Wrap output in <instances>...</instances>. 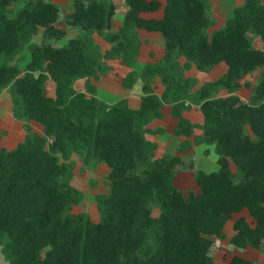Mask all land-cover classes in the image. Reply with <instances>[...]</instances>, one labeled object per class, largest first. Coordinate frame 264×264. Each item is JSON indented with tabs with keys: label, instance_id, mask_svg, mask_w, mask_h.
<instances>
[{
	"label": "trees",
	"instance_id": "16d2710c",
	"mask_svg": "<svg viewBox=\"0 0 264 264\" xmlns=\"http://www.w3.org/2000/svg\"><path fill=\"white\" fill-rule=\"evenodd\" d=\"M124 1L123 25L112 31V0H73L66 14L49 0H0V94L9 89L16 116L43 127L31 131L27 123L15 148L0 146V246L9 264H215L214 241L227 237L226 222L244 209L253 221L239 217L229 242L264 252V50L252 40H264L262 0H245L212 32L210 0H165L160 18L143 14L158 11L161 0ZM67 28L82 33L57 45ZM140 29L164 36V62L123 79L132 87L142 76L139 109L124 98L106 102L91 79L101 78L105 58L136 62ZM95 34L113 43L105 53ZM26 48L31 54L22 68L13 61ZM180 56L187 58L183 65ZM193 63L199 70L228 68L192 92L195 79L182 71ZM259 69L250 99L241 97V80ZM156 76L166 86L161 96L151 86ZM79 78L87 79V91L75 88ZM49 79L54 95L47 92ZM220 90L227 95H216ZM188 102L200 106L202 124L182 116ZM165 103L174 104L175 133L193 137L180 149L212 146L217 170L197 168L192 154L156 156L158 145L146 135L162 131L150 125ZM197 128L202 132L193 136ZM3 136L0 129V141ZM74 154L88 166L109 167L110 190L97 195L98 221L73 212L83 198L68 181ZM182 169L194 171L199 193L175 184Z\"/></svg>",
	"mask_w": 264,
	"mask_h": 264
},
{
	"label": "rangeland",
	"instance_id": "374dc122",
	"mask_svg": "<svg viewBox=\"0 0 264 264\" xmlns=\"http://www.w3.org/2000/svg\"><path fill=\"white\" fill-rule=\"evenodd\" d=\"M54 3H58L62 7L63 14L69 13L72 11L73 0H49ZM116 6V13L113 19L112 31H118L119 28L123 25L125 14L127 12L128 6L124 0H112ZM163 5L162 7L155 12H148L143 14L147 18H160L164 14V4L165 0H161ZM245 0H210L211 2V14L214 17V23L209 28V31L212 32L215 29H220L226 23V21L234 16V10L236 7L241 6ZM264 4V0H262ZM139 38L141 41L140 52L137 57V61L124 65L122 60L119 57L114 58H105L104 62L106 69L101 75V78L96 81L91 79L92 82L98 87V96L109 102L114 103L120 98L121 88L128 92L129 94H135L139 90L137 87H134L130 90L124 88L121 85V77H123L131 69H135L139 72L144 69L146 64L150 61L154 62H164L165 55L167 53L166 42L164 36L156 31L149 32L143 29L139 31ZM82 30L79 28H67V34L57 43V45L66 44L71 38H75L80 35ZM36 42H41L42 35L41 33L35 37ZM253 44L256 48L264 50V40L260 36L252 35ZM94 43L98 44L101 48L102 53L112 47L113 43L107 41L103 36L95 34L93 36ZM31 51L25 49L22 54L18 56L20 59H15L13 63H19V65L24 68L27 61L30 59ZM140 56V57H139ZM187 58L185 56H180L178 61L180 65H183ZM192 69L185 68L182 73L185 77L194 78L195 82L193 83L192 90H198L204 83L208 81H214L220 78L227 70L228 66L226 64H219L207 70H199L196 64L193 63ZM128 66V67H126ZM262 69L257 70L256 72L247 75L241 80V88L236 91L241 97L245 99H250L252 95L253 87L259 82ZM140 78V79H139ZM138 80L142 81L141 77H138ZM249 82L250 86H246L245 83ZM110 83V84H109ZM75 88L78 90L87 91L86 79L79 78L75 82ZM111 89V90H110ZM164 89L162 83L158 81L157 83V92H161ZM47 92L49 95L55 94V84L49 79L47 82ZM142 92V90L140 91ZM218 96H225L227 92L225 90H220L216 93ZM127 96V95H126ZM125 96V97H126ZM13 100L12 94L9 89L4 90L0 94V129L4 131V136L0 141V146L7 149H13L17 144L24 140L28 129L26 124L29 123L31 131L43 132V127L35 121H25L19 119L14 113L13 109ZM202 114V113H201ZM203 118V114H202ZM159 121V120H158ZM153 121L151 124H153ZM158 128V127H157ZM247 132L251 133L250 129H246ZM195 135L200 134L201 130L198 128L195 131ZM147 138L153 142L157 141V135L152 133H147ZM193 139V138H192ZM173 139L170 140L172 142ZM182 141V140H181ZM180 144H176L175 148L171 151H176L175 153H183L184 156L195 155L197 168H206L213 169L216 165L217 156L213 153V147L207 144H196L193 143L192 146L186 154L184 151L179 149ZM173 155V153L164 150L163 145H159L156 156L162 157L164 155ZM198 157L205 159L203 164H199ZM72 164V176L68 178L69 183L75 188L79 189L83 198L81 202L73 207L74 213H87L93 220L98 221L100 214L97 209V195L102 193H108L110 190L109 186V167L104 163H99L95 166H88L84 164L83 159L74 154L70 160ZM208 163V164H207ZM213 166H212V165ZM206 165V166H205ZM208 165V166H207ZM218 165L216 166V169ZM175 184L181 187L183 190L187 191L189 189L195 190L199 193V187L195 181L194 171L190 169H182L177 176ZM156 215L157 211L154 212ZM241 216L246 217V219L252 223L253 218L249 214L248 209L243 210L240 213L234 214L231 219H229L225 224V229L227 232V237L220 241L215 240L213 245V258L215 264H233V263H252V264H264V252L258 248L248 247L246 249L238 248L232 245L230 241V236H232L234 222ZM0 264H9V260L5 256L2 247L0 246Z\"/></svg>",
	"mask_w": 264,
	"mask_h": 264
},
{
	"label": "crops",
	"instance_id": "0c3cea01",
	"mask_svg": "<svg viewBox=\"0 0 264 264\" xmlns=\"http://www.w3.org/2000/svg\"><path fill=\"white\" fill-rule=\"evenodd\" d=\"M115 16V15H114ZM114 19V17H113ZM147 31V30H146ZM149 32H153V31H149ZM108 50V49H107ZM140 57V56H139ZM137 61V60H136ZM186 62V61H185ZM150 63H159L154 61H150ZM123 64V63H122ZM126 65V64H124ZM194 65H192L190 67V69H192ZM128 67V66H126ZM132 70H135V69H131L130 71ZM129 71V72H130ZM137 71V70H136ZM143 70H141L142 72ZM127 72L123 77H121V85L128 89L129 90V93H130V90L134 87H137L139 90H137L138 92H136L135 94H129L128 96V92H125L122 88H121V97L120 99H126L127 102H128V105L130 108L132 109H139L142 105V96L144 95V90H143V85H144V80L140 81L138 80V77H141V75H139L137 78H136V81H135V84L132 86V87H125L123 85V79L126 77V75L129 73ZM139 72V71H138ZM139 72V73H141ZM189 78V77H187ZM86 79V78H85ZM140 79V78H139ZM143 79V78H142ZM87 80V79H86ZM158 81H160L164 87V89H162L161 92H157V83ZM76 82V81H75ZM110 84V83H109ZM74 86H75V83H74ZM151 86L153 87V91L158 94V95H162L164 93V91L166 90V86L165 84L161 81V78L156 76L155 77V80L151 83ZM98 89V87H97ZM78 90V89H77ZM111 90V89H110ZM142 90V92H140ZM81 91H85V90H81ZM196 90H192V92H195ZM98 92V91H97ZM127 95V96H126ZM126 96V97H125ZM107 102V101H106ZM189 103V102H188ZM187 103V104H188ZM173 107H174V104L173 103H165L163 105V107L161 108V111H162V117L161 118H158V119H155L154 123L151 124V128L154 129V130H158V129H162V131H157V132H153L152 134H155L157 135V141H155L159 147V145H163L164 146V150H167L171 153H173V155H183V153H175L174 151H171L173 149H176L175 146L176 144H180L181 142H183L185 139H192L193 137H190V138H187V137H184V136H180V135H177L175 133V129L177 127V124L179 122V119L174 115L173 113ZM202 111L200 110V106L199 105H196V104H193V103H189V106L186 107L183 111H182V116L189 119L192 123L194 124H202L204 122V115H203V118H202ZM159 120V121H158ZM158 127V128H157ZM198 129V128H197ZM196 129V130H197ZM200 129V128H199ZM195 130V131H196ZM201 130V129H200ZM202 132V130H201ZM196 133L194 132L193 136L195 135ZM173 139L172 142H170V140ZM182 140V141H181ZM179 147V145H178ZM158 149V148H157ZM180 149V147H179ZM157 151V150H156ZM187 152H184V154H186ZM199 159V164H203V162H205V159L204 158H200L198 157ZM206 164V162H205ZM208 164V163H207ZM212 165V164H211ZM218 164L216 163L215 167L211 170L209 169H206L205 167L204 168H199V169H202V170H205L207 172H210V171H214V170H217L216 169V166ZM206 166V165H205ZM208 166V165H207ZM213 166V165H212ZM178 176V175H177ZM195 177V175H194ZM177 179V177H176ZM176 181V180H175ZM196 181V179H195ZM197 183V182H196ZM198 185V184H197ZM245 210V209H244ZM237 214V213H236ZM234 226V225H233ZM225 232H226V229H225ZM227 234V232H226ZM235 234V230H234V227H233V231H232V236ZM228 236V235H227ZM230 236V237H232ZM222 241V240H220Z\"/></svg>",
	"mask_w": 264,
	"mask_h": 264
}]
</instances>
